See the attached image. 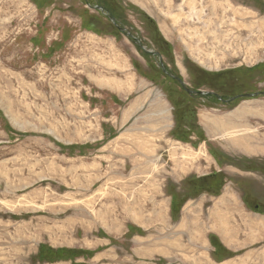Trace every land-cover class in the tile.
<instances>
[{
	"label": "rangeland",
	"instance_id": "374dc122",
	"mask_svg": "<svg viewBox=\"0 0 264 264\" xmlns=\"http://www.w3.org/2000/svg\"><path fill=\"white\" fill-rule=\"evenodd\" d=\"M174 1L172 8L151 4L146 12L129 0H0V264H202L215 259L211 251L221 257L213 230H230L225 218L232 228L247 229L253 210L245 194L264 209V174L247 171L252 167L240 161L246 156L264 163V153L250 150L264 135V29L253 37L255 28L240 27L252 16L249 5L264 17V2L198 0L191 13ZM171 12L188 15L176 22L185 33L193 25L209 30V59L200 63L183 49L174 56L171 46L158 41L156 21L172 30ZM119 27L143 48L160 50L163 66L190 93ZM91 32L115 35L138 72L172 97L178 115L186 112L193 122L210 116L203 123L217 135L194 129L187 143L170 135L156 143L151 157L134 156L144 152V142L127 140L118 144L129 142L132 156L112 144L99 153L108 137L97 140V111L84 93L91 84L79 76L73 54H65L74 38ZM211 119L232 123L211 128ZM201 133L217 154H225L226 164L202 159L207 144ZM182 165L193 173L176 182ZM212 172L225 178L220 190L193 186L199 183L194 176ZM129 180L147 186L124 187ZM121 181L122 187L114 186ZM149 181L157 187L164 181L163 191L148 188ZM226 197L243 203L240 219L233 204H223ZM217 214L221 223L212 221ZM187 229H203L205 246L191 242Z\"/></svg>",
	"mask_w": 264,
	"mask_h": 264
},
{
	"label": "crops",
	"instance_id": "0c3cea01",
	"mask_svg": "<svg viewBox=\"0 0 264 264\" xmlns=\"http://www.w3.org/2000/svg\"><path fill=\"white\" fill-rule=\"evenodd\" d=\"M129 1L146 12H150L149 7L151 4H154L155 6H167L169 8H172L173 5H175L174 0ZM195 1L196 3L198 2V0H181V4L187 9L192 10L191 13H193V10L196 8L194 4ZM262 1L264 2V0ZM196 6L199 5L196 4ZM249 11L252 13V16L248 18L249 21L240 22V27L247 30L255 28L256 31H252L255 34L253 37L258 36V27H260L259 33L262 35V30L264 29V17H259L258 15L261 11L259 8L251 5H249ZM182 15L188 16L184 12H171L167 14V18L171 20L172 30H170L167 24L160 25L155 20L159 32L163 39L171 46L174 56L177 55L176 53H179L178 51L183 49L186 51L187 55H190L193 59L203 63L205 60L204 58H210L208 42L205 43L204 40L207 37L209 30H207V28H199L193 25L192 27H187L188 33L183 32L182 29L185 25L180 26L181 24L179 25L176 23ZM239 18L240 17H238V19ZM185 24H187V22ZM234 28H239L235 22ZM223 34V31L222 33H217V41L223 37ZM242 35L243 34L240 33V35L237 36ZM81 36L82 35L73 39V48L65 46V54L67 52L73 54L74 65L75 68H77L76 71L79 73V76L84 77L91 84L89 85V89L85 88L84 93L90 94L89 96L92 98V107L97 111L96 124L99 129L97 140L100 141L105 137H108L102 141L98 152H106V149L112 144V146L118 145V148L122 152L132 156L134 149L130 147L129 142L132 144L137 142V146L144 142V152L141 154L133 153V155L144 157L155 155L154 149L156 143L169 139L171 130L174 126L173 104L168 93L160 85V87H158L153 79L141 75L138 72L137 68L132 63L131 57L120 43L116 41L115 36L97 35L95 32H91L89 35H84V37ZM245 43L251 44L248 42ZM195 48L201 49L204 52L200 53L196 51L197 49L195 50ZM84 98L89 100L87 96ZM94 99L96 102L93 101ZM108 110H110V113L107 112ZM111 110H113V113ZM208 117L202 116L201 121H197V123L202 130L215 135L216 133L208 130L207 125L203 123V120ZM110 129L114 132L111 136ZM254 137L256 141L257 137ZM124 140L129 142L125 143V145L118 144L120 141L124 142ZM174 140L179 143V140ZM263 142L264 135L262 134V138L260 139L261 145L256 143V149H254V144L250 147V150L255 152L253 154H256V156L259 155L257 153H264ZM203 147L206 148L204 144ZM104 154L105 153L98 156L101 157ZM201 157L203 160H207V157H212L215 164H217V160L207 149L203 151ZM181 167L182 169L180 170L182 172L177 174V176L175 175L176 177L174 181L176 182L183 179L186 175H191L193 173V170H187L186 166L182 165ZM144 170L142 173H144ZM163 182L161 184L159 183L158 187L160 191H163V188L165 187V183ZM123 183L125 182L121 181L114 186L122 187ZM139 183L140 182L129 180L124 187L146 188L147 185ZM154 184L155 181H149L148 185L151 186H148V188H156L157 185ZM225 202L226 204H233L234 212H237L239 219L244 215L245 208H243V203L241 201L237 202L235 199L226 197L223 198V204H225ZM221 215L222 214H217L216 217H219V219L213 218L212 221L219 220L221 223ZM246 217L248 218V223H246L247 229L242 231L236 225L232 228L229 224L230 219L225 218L224 216L225 223H227L230 231L226 230L225 232H221L216 228L213 230V235L218 238L221 246H223H219L217 249V254L221 255V257L216 258L212 255L211 251L210 255L216 260L209 257L208 260L204 262L201 261L202 264H264V213L249 211ZM186 232L188 233V237H191V242L201 244L202 247L203 245L205 246L203 229H201V231H197V229H187ZM198 233H201V235ZM171 244L177 247V243L172 242ZM214 251L215 250L213 249V252ZM192 253L199 254L197 250ZM192 257L193 261L201 260L198 256L192 255Z\"/></svg>",
	"mask_w": 264,
	"mask_h": 264
},
{
	"label": "trees",
	"instance_id": "16d2710c",
	"mask_svg": "<svg viewBox=\"0 0 264 264\" xmlns=\"http://www.w3.org/2000/svg\"><path fill=\"white\" fill-rule=\"evenodd\" d=\"M155 31H158L156 27H155ZM156 34L158 35L157 36L158 41H160V43L163 44L167 49H170V45L163 39L161 34H159V33H156ZM157 51L159 53H162L158 49H157ZM169 97H170L171 102L173 104V117H174V126L171 130L170 135L172 137H174L175 139L180 140L182 142H189L188 138H189V134H190L189 132L191 130L197 129L199 133L203 132V131L200 128V126L197 124V122L191 121V115L190 114H187L186 112H182V114L178 115L177 110H175L176 103L173 101V99L170 95H169ZM174 103H175V106H174ZM201 134L200 135H201L202 141H205V143L207 144L206 147L208 149V152L217 160V163L221 166H222V164L223 165L226 164V160L221 158V155L223 156L225 154H221V153L217 154L215 149L210 145L209 141L205 138L203 133H201ZM256 159L258 160V158H248L246 156H240V161H243L247 164V166L252 167V168L248 169L247 171H256L257 170V171L264 173V163H258ZM258 161H261V160H258ZM241 170H244V169H241ZM194 177H195L194 183H196L197 181L199 183H196L193 186H196L195 188H201L203 190H206L207 192L220 190L222 188L223 182L225 180V178L221 174V172H212V173H209L206 175L194 176ZM221 180L223 182H221ZM187 184L190 185L189 182H187ZM249 196H250V193L248 194V197L246 196V194L244 195L246 206L253 211L264 213V209H260L259 207L252 205V202L250 201ZM263 207H264V203H263Z\"/></svg>",
	"mask_w": 264,
	"mask_h": 264
},
{
	"label": "bare ground",
	"instance_id": "6f19581e",
	"mask_svg": "<svg viewBox=\"0 0 264 264\" xmlns=\"http://www.w3.org/2000/svg\"><path fill=\"white\" fill-rule=\"evenodd\" d=\"M210 122V127L211 128H217L218 126H219V124H222V126H225V125H227V124H230V122H232L231 120H229V119H227V120H225V119H221V120H217V119H211V121H209ZM233 124H235L234 122H233ZM231 131V130H230ZM245 141V140H244ZM241 144V143H240ZM245 149V151L246 152H248L249 151V148H247V147H244ZM252 151V150H251ZM250 151V152H251ZM225 221V220H224ZM224 230V229H223ZM228 231V230H227ZM230 231V230H229Z\"/></svg>",
	"mask_w": 264,
	"mask_h": 264
},
{
	"label": "water",
	"instance_id": "95a60500",
	"mask_svg": "<svg viewBox=\"0 0 264 264\" xmlns=\"http://www.w3.org/2000/svg\"><path fill=\"white\" fill-rule=\"evenodd\" d=\"M97 8H101V7H99V6H96ZM119 30H122V31H124L125 32V30H124V28H122V27H119ZM125 34H127L130 38H132L133 40H136V38H134V37H132L131 36V34L129 33V32H125ZM137 43L139 44V46L140 47H142L143 48V46L141 45V42L140 41H137ZM160 64L162 65V60L160 59ZM163 71L164 72H166V69L165 68H163ZM181 81V80H180ZM184 88H185V86H184ZM186 89V88H185ZM187 90V89H186ZM188 92H190V90H187ZM244 95H246V96H252L253 94H244Z\"/></svg>",
	"mask_w": 264,
	"mask_h": 264
},
{
	"label": "flooded vegetation",
	"instance_id": "af4514ba",
	"mask_svg": "<svg viewBox=\"0 0 264 264\" xmlns=\"http://www.w3.org/2000/svg\"><path fill=\"white\" fill-rule=\"evenodd\" d=\"M170 77H172L176 82H178V83H180L181 84V81L179 80V77H177V76H175V75H173L171 72H169V71H167L166 72ZM182 85V84H181ZM204 94H206L207 96H210V93H204ZM213 95V94H212ZM219 98V97H218ZM219 100H225L224 98H220ZM224 102V101H223Z\"/></svg>",
	"mask_w": 264,
	"mask_h": 264
}]
</instances>
